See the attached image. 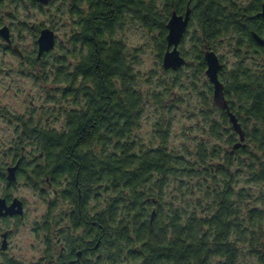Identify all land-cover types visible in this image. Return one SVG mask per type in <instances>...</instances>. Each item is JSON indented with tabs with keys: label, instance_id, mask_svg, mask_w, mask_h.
Wrapping results in <instances>:
<instances>
[{
	"label": "trees",
	"instance_id": "1",
	"mask_svg": "<svg viewBox=\"0 0 264 264\" xmlns=\"http://www.w3.org/2000/svg\"><path fill=\"white\" fill-rule=\"evenodd\" d=\"M62 1L68 44L55 41L40 58L35 47L22 58L35 80H49L46 105L37 120L32 112L8 113L21 125L11 149L43 155L40 167H24L19 176L34 174L57 187L58 219L67 230L84 224L87 264H245V258L264 264L263 0ZM26 4L42 9L52 0H0V28L9 25L20 38L23 27L36 46L39 31L55 35L56 26L29 23L20 13ZM187 7L178 45L185 64L164 69L166 24L172 12L183 15ZM132 19L155 40L165 74L160 82L141 74L137 54L120 36ZM223 49L234 58L228 68ZM206 50L219 58L223 95L243 130L235 149L239 136L212 99ZM183 81L191 89L188 99ZM149 103L153 131L144 138L139 131ZM181 118L187 123L177 131ZM6 161L0 154V180ZM70 239L73 247L81 241Z\"/></svg>",
	"mask_w": 264,
	"mask_h": 264
},
{
	"label": "rangeland",
	"instance_id": "2",
	"mask_svg": "<svg viewBox=\"0 0 264 264\" xmlns=\"http://www.w3.org/2000/svg\"><path fill=\"white\" fill-rule=\"evenodd\" d=\"M63 9L64 4L62 0H52L50 6H46L42 9L37 7L33 8L28 4H26L25 7L21 6L20 13L22 15L23 13L28 14L27 20L29 23H39L42 21L44 25H47L49 21L54 22L56 26L55 36L57 44L61 43L62 45H67V29L62 26L60 22L61 19H63L65 23V19H67L66 16L64 17V14L61 15ZM6 20L5 18V24L8 23ZM127 22L128 23L122 27L120 36L124 39L127 46L137 54L139 65L136 66V68L141 74L151 73L152 79L157 82H160L163 77L165 79V74L161 73L160 66L157 62L155 40L151 36V33L142 28L137 20L132 19ZM20 29L19 39L21 40H16L17 34L14 33L18 48H20L25 57L31 56V51L34 48L32 33L23 27ZM183 45L184 47H189L190 44L188 45L187 39H185ZM60 49L59 47H55L53 52L59 53ZM221 52L224 55L225 67H230V64L234 60L232 54L225 49ZM30 70L33 71L30 69L29 64L20 58L19 55L5 51L0 45V151L9 144V140L13 136L14 121L8 113L10 115H21L32 109L40 108L42 111L43 107L46 105L44 101L46 100L45 89L49 91V80L44 83H41L38 79L35 80L33 76L28 73ZM187 83V81H183L185 87L181 92V94L186 97L185 99L190 98L189 95L191 93L190 86ZM201 88L202 86L200 84L198 89L201 90ZM153 105L154 104L149 103L141 120L139 134L144 138L149 137L153 131L151 127ZM2 108L7 109V113L4 112ZM177 116L180 117L179 114H177ZM7 118H11V120ZM186 123L187 121L181 118L175 130L178 131L179 126ZM178 133L181 134L180 132ZM186 134L189 138L192 137L191 129H187ZM13 193L25 199L27 217L23 219L24 223L18 224L17 229L11 236L12 247L8 255L13 254L21 264H29L42 254L45 247L42 242V235L45 231L41 230V226L38 227V229H36V227L40 224L43 215L49 216L57 214L58 207H52V205L49 204V195L40 194L38 190L27 187L22 180H18L17 184L13 187ZM1 225L2 224H0V226ZM60 225L62 224L60 223L59 226ZM33 228H35L36 231H34ZM2 258L3 256L0 254V264L1 261H3ZM252 262L251 259L245 258V264H253Z\"/></svg>",
	"mask_w": 264,
	"mask_h": 264
},
{
	"label": "flooded vegetation",
	"instance_id": "3",
	"mask_svg": "<svg viewBox=\"0 0 264 264\" xmlns=\"http://www.w3.org/2000/svg\"><path fill=\"white\" fill-rule=\"evenodd\" d=\"M8 30L10 42H2L0 39V45L2 46V48H4L5 51H9L12 53L15 51L20 56V58H25L24 54L21 52L20 48H18V45L16 43V40L21 39L17 37L15 40L14 29L9 25ZM33 47L34 48L32 49L31 53L34 52L35 47L37 49V43L35 46L33 42ZM40 56L38 58H40ZM38 110L39 109H32L27 112H32L34 119L37 120L38 118L36 117V113ZM18 125L21 126L20 123L14 124L12 134L13 136L9 140V143L15 138H17L14 133L18 132L16 130V128L19 127ZM28 143L31 144V141L29 140ZM5 148L7 150L0 151L1 156L4 154V156L7 158L6 166L4 167V179L0 180V199H3L5 201L6 206L10 205L13 200L20 201L22 213L12 215L6 214L0 216V224H2L0 226V254L3 256L2 260L4 258H8L9 260H11L10 262L12 264H21L13 254L8 255L12 247L11 236L17 229L18 224L24 223L23 219L27 217L25 199L14 194L13 187L17 184L18 180H22L24 185L38 190L40 194H47L50 198V195L52 194L54 196L53 204L56 205V208L58 206L56 204L58 201V191L56 186L53 187L51 184L42 183L40 181V178L36 177L34 174H28L26 179L19 176V170L24 167H26L28 170H32L34 169V167H40L43 157L40 151L37 152L35 150H21L15 152L11 149L12 147H10V145H7ZM12 167L14 168V180L10 181L7 178V175L9 168ZM60 210H63V208ZM59 223H61L62 225L59 226ZM40 226L41 230L45 231V233H43L42 235V242L44 243L45 247L42 251V254L32 260L29 264H87V262L91 259V253L89 250L90 248H88L89 238L85 235L84 224L83 226H79L77 230H67V226H65L64 223V218L62 219V217H60L58 219L57 213L55 215L52 214L49 216L43 215L42 219L40 220V224L36 227V229H38V227ZM33 230L36 231L35 228H33ZM71 236H78L81 239V241L76 240L80 243H77L75 247L70 246L73 240L70 239ZM3 244H5V248H2ZM95 252L96 251H94V253Z\"/></svg>",
	"mask_w": 264,
	"mask_h": 264
},
{
	"label": "water",
	"instance_id": "4",
	"mask_svg": "<svg viewBox=\"0 0 264 264\" xmlns=\"http://www.w3.org/2000/svg\"><path fill=\"white\" fill-rule=\"evenodd\" d=\"M40 4H47L48 0H34ZM260 15L264 18V0L261 6ZM189 20V8L187 7L183 15H178L175 12L171 13V16L166 24L167 34L165 36L166 40V50L162 56V66L164 69L176 70L185 64L184 58L180 55L178 50V45L181 41L183 34L185 33L187 23ZM0 37L7 43L10 42L9 30L7 26H2L0 28ZM255 40L258 44H262V40L259 36L254 35ZM37 43V56L39 57L42 53L50 51L55 44V35L49 28H42L36 39ZM204 61L206 64L205 75L212 85V99L213 101L222 109H225L231 123V127L239 136V141L235 143L233 149L237 148L242 144L243 141V130L237 121L235 115L231 113L227 107V102L223 95V85L218 79V73L221 69V63L218 56L214 51L206 50L204 52ZM14 168H9L8 179L10 181L14 180L13 174ZM21 204L18 200H13V202L6 206L5 201L0 199V216L1 215H12L21 214ZM5 248V244L2 245Z\"/></svg>",
	"mask_w": 264,
	"mask_h": 264
}]
</instances>
